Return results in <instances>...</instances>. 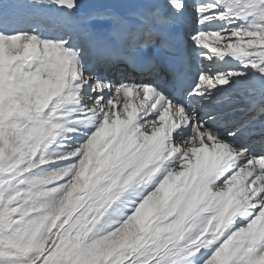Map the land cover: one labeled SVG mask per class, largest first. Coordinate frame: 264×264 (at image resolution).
I'll use <instances>...</instances> for the list:
<instances>
[{"label":"snow or ice","instance_id":"1","mask_svg":"<svg viewBox=\"0 0 264 264\" xmlns=\"http://www.w3.org/2000/svg\"><path fill=\"white\" fill-rule=\"evenodd\" d=\"M0 264H264V0H0Z\"/></svg>","mask_w":264,"mask_h":264}]
</instances>
